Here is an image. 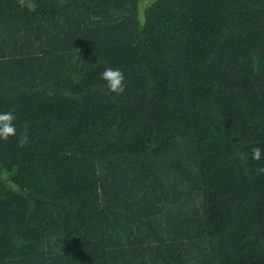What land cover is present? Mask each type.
<instances>
[{"label":"trees","instance_id":"16d2710c","mask_svg":"<svg viewBox=\"0 0 264 264\" xmlns=\"http://www.w3.org/2000/svg\"><path fill=\"white\" fill-rule=\"evenodd\" d=\"M4 111L0 264H264V0H0Z\"/></svg>","mask_w":264,"mask_h":264},{"label":"clouds","instance_id":"9594fccd","mask_svg":"<svg viewBox=\"0 0 264 264\" xmlns=\"http://www.w3.org/2000/svg\"><path fill=\"white\" fill-rule=\"evenodd\" d=\"M144 21L141 20V24ZM100 79L105 82L107 91L111 94L121 95L125 92V75L120 69H114L112 67H106L100 74ZM16 116L12 111L0 112V141L7 142L11 138H16L19 147L23 148L28 143V123L27 121L23 125V132L18 134L16 126ZM264 155V148L253 147L251 149V160L259 162ZM235 157H238L241 161H248L249 154L235 150ZM259 173L264 174V168H257Z\"/></svg>","mask_w":264,"mask_h":264}]
</instances>
